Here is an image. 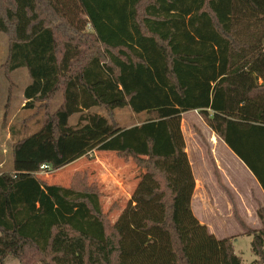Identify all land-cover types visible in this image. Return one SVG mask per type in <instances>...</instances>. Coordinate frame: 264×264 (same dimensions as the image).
Wrapping results in <instances>:
<instances>
[{
    "label": "trees",
    "instance_id": "obj_1",
    "mask_svg": "<svg viewBox=\"0 0 264 264\" xmlns=\"http://www.w3.org/2000/svg\"><path fill=\"white\" fill-rule=\"evenodd\" d=\"M0 32L4 71L24 67L31 80L23 109L62 93L0 171V264H243L234 237L216 238L192 212L181 115L196 111L264 192V0H0ZM122 108L143 120L121 127ZM93 150L142 170L115 221L86 170L67 186L38 174ZM233 214L251 237L248 264H264V206L259 229Z\"/></svg>",
    "mask_w": 264,
    "mask_h": 264
},
{
    "label": "rangeland",
    "instance_id": "obj_2",
    "mask_svg": "<svg viewBox=\"0 0 264 264\" xmlns=\"http://www.w3.org/2000/svg\"><path fill=\"white\" fill-rule=\"evenodd\" d=\"M69 2L68 8L65 7L64 11H69L68 17L81 24L83 20H80V17L85 19V16L77 8V3ZM86 30H90L89 25L86 26ZM6 56L7 37L0 32V171L9 169L12 164V143L21 136L35 132L62 101L60 90L45 105L42 102H35L34 107L23 109L25 103L23 89L31 80L24 67L6 74L2 67ZM89 111L105 115L104 110L100 107H93ZM78 117L79 114H72L68 123L76 124ZM143 117L142 114L131 112L129 108L114 110V118L121 127L137 124L143 120ZM181 126L186 135L191 155V167L195 182L193 194L195 195L196 190L200 194L203 190L208 192L209 189L213 199L216 200L212 207H208L201 206L195 199L192 203V212H196L198 221L199 218L205 219V224L214 232L216 238L234 237V252L240 256L243 264H248L255 258L250 249L251 237L246 234V229L241 228L235 220L228 205L229 202L226 200L227 195L222 190L225 186L223 181L229 182L231 177L240 184V188L248 187V184L245 183L246 170L243 172L236 168L238 160L206 126L197 112L184 115L183 120L181 118ZM213 135L216 136L217 143L213 142ZM78 170H86L89 180L96 181L99 185L102 193L101 208L104 212H108L111 221H115L126 206L142 173V170L134 163L123 162L113 152L104 153L93 150L61 169L42 171L38 174L47 183L67 186L73 173ZM248 223L254 224L249 218ZM241 231L243 232L238 234ZM4 264L20 263L16 259L7 258Z\"/></svg>",
    "mask_w": 264,
    "mask_h": 264
},
{
    "label": "crops",
    "instance_id": "obj_3",
    "mask_svg": "<svg viewBox=\"0 0 264 264\" xmlns=\"http://www.w3.org/2000/svg\"><path fill=\"white\" fill-rule=\"evenodd\" d=\"M192 112L196 113V111H189V112L183 113L181 115L182 120H183L184 115L190 114ZM181 131H182L184 142H185V151H186L190 166H192L191 155L189 154L188 141H187L185 133L183 132L182 126H181ZM104 153H106V152H104ZM231 154L235 157L236 160H238V162L235 161V162H237L236 168L239 170L241 169L243 172L246 170L245 176L247 179H246L245 183L248 184V187H245V189L240 188V184L238 182H236V180H234L233 177H231V179L228 180L229 182L223 181L224 182L223 184L225 185L224 187L227 188L229 194L222 187H220V188H222L223 192H225V195H227L226 200L229 202L228 205H229L232 213H233V211H236L237 214L240 216V218L243 220V222L248 227L254 228V229H259V228H261V223H260V221L256 215V211H257L259 206H264V192L261 189V187L259 186L258 182L255 180V178L252 176V174L243 165V163L232 152H231ZM191 170H193L192 167H191ZM192 174H194L193 171H192ZM237 187H239V188H237ZM195 199L197 200V202L200 203L201 206L206 205L208 207L209 206L212 207L214 205V203H216V200L213 199L212 193L209 189H208V192L203 190L200 194H199V192L197 193V190L195 191V195L192 193L191 209H192V203ZM195 213H193V214L196 216ZM248 218L251 219L254 224H249ZM204 221H205V219L201 220L199 218V222H201L202 224H205ZM206 227H207L208 231L211 232L215 236L214 232L208 227V225H206ZM242 232L243 231L239 232L238 234H241ZM226 237H228V236H226ZM222 238H224V237H222Z\"/></svg>",
    "mask_w": 264,
    "mask_h": 264
},
{
    "label": "built area",
    "instance_id": "obj_4",
    "mask_svg": "<svg viewBox=\"0 0 264 264\" xmlns=\"http://www.w3.org/2000/svg\"><path fill=\"white\" fill-rule=\"evenodd\" d=\"M47 168V166L46 165H42L41 167H40V169L43 171L44 169H46ZM41 171V172H42Z\"/></svg>",
    "mask_w": 264,
    "mask_h": 264
}]
</instances>
